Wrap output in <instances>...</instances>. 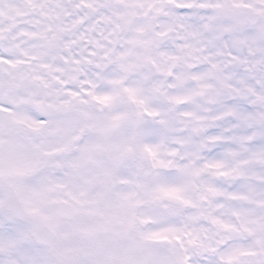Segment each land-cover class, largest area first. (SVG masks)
<instances>
[{"label": "snow or ice", "instance_id": "6c2138e0", "mask_svg": "<svg viewBox=\"0 0 264 264\" xmlns=\"http://www.w3.org/2000/svg\"><path fill=\"white\" fill-rule=\"evenodd\" d=\"M0 264H264V0H0Z\"/></svg>", "mask_w": 264, "mask_h": 264}]
</instances>
